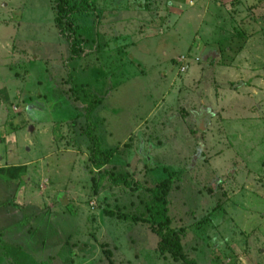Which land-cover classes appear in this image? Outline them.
I'll return each instance as SVG.
<instances>
[{"label":"rangeland","instance_id":"1","mask_svg":"<svg viewBox=\"0 0 264 264\" xmlns=\"http://www.w3.org/2000/svg\"><path fill=\"white\" fill-rule=\"evenodd\" d=\"M54 4L0 0V264H184L164 178L196 264H264V0H97L74 54Z\"/></svg>","mask_w":264,"mask_h":264},{"label":"trees","instance_id":"2","mask_svg":"<svg viewBox=\"0 0 264 264\" xmlns=\"http://www.w3.org/2000/svg\"><path fill=\"white\" fill-rule=\"evenodd\" d=\"M97 0H55V22L58 31L69 42V51L74 54L79 51L77 43L73 39L76 26L75 15L89 13L95 9ZM96 101H93V103ZM91 105V104H90ZM90 105L87 106L85 115H88ZM92 106V105H91ZM92 128L87 132L93 143V153L96 156L102 155V159L94 162L95 169H100L110 159L111 151H102L98 144L97 135L92 133ZM104 174L108 173L103 171ZM111 175V174H110ZM126 176V175H125ZM115 181V180H114ZM172 180L164 178L159 184L148 189L152 196V204L147 206L146 215L141 220L149 224L151 230L158 236L157 249L162 254L170 255L175 261H182L184 264H196L184 251L181 242L180 230L171 226V217L168 213L167 191L170 189Z\"/></svg>","mask_w":264,"mask_h":264},{"label":"water","instance_id":"3","mask_svg":"<svg viewBox=\"0 0 264 264\" xmlns=\"http://www.w3.org/2000/svg\"><path fill=\"white\" fill-rule=\"evenodd\" d=\"M199 125H200V127H201V121L199 120Z\"/></svg>","mask_w":264,"mask_h":264}]
</instances>
